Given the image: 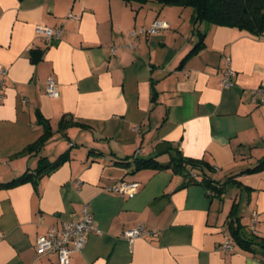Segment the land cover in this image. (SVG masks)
Returning a JSON list of instances; mask_svg holds the SVG:
<instances>
[{"label":"crops","instance_id":"obj_1","mask_svg":"<svg viewBox=\"0 0 264 264\" xmlns=\"http://www.w3.org/2000/svg\"><path fill=\"white\" fill-rule=\"evenodd\" d=\"M186 8L152 0H0V182L34 174L0 188V264H57L56 256L37 254V238L80 218L85 205L100 231L70 264H264L261 249H242L229 228L237 216L247 234L264 237V168L245 172L264 157V106L253 99L264 88V34L195 22ZM156 19L167 23L159 33L130 35ZM37 24L62 28L60 38L39 36ZM33 51L41 58L34 61ZM227 59L236 72L231 87L221 84ZM48 76L58 82V98L46 93ZM37 112L53 135L20 154L43 135ZM64 115L73 124L60 130ZM51 142L62 151L49 157L42 153ZM161 142L171 147L157 153ZM66 150L59 167L36 173ZM171 154L209 162L217 181L231 177L223 194L203 185L197 169L198 180L186 183L171 168L117 163L134 156L166 163ZM123 180L140 183L135 195L107 190ZM229 185L238 192L226 197ZM140 224L153 234L124 237ZM226 238L233 251L222 249Z\"/></svg>","mask_w":264,"mask_h":264},{"label":"trees","instance_id":"obj_2","mask_svg":"<svg viewBox=\"0 0 264 264\" xmlns=\"http://www.w3.org/2000/svg\"><path fill=\"white\" fill-rule=\"evenodd\" d=\"M126 3L139 2L146 3L151 0H124ZM160 5H177L191 7L195 22L206 21L209 24L237 27L246 30L256 35L264 34V0H152ZM41 58L40 51L32 52L34 61ZM37 122L42 126L43 135L33 144L26 147L20 154H27L32 151H37L42 148L47 140L53 135V130L50 121L37 112ZM72 118L64 115L59 122V129L64 130L72 125ZM81 125V124H79ZM84 127L83 125H81ZM170 151V150H169ZM69 158V150L60 154L55 161L41 162L40 167L36 169V173L41 176L48 174L59 167L65 160ZM117 163L128 167L133 165V170L138 171L144 168L151 169H168L171 168L174 172L181 173L186 178V183L196 182L198 179L192 175V170L197 169L200 172V182L205 185L211 192L216 195H222L225 190V185L231 177L225 181H217L210 175L215 171L214 167L205 160H194L180 154H171L170 160L166 163L160 162L156 156L153 157H138L134 156L132 160L126 158ZM264 168V157L260 159L253 167L247 168L245 172L253 173ZM34 174L26 172L22 176L8 182H0V188L11 187L19 183H23L32 179ZM237 217V216H236ZM235 216H232L230 221V232L233 239L244 250L254 251L259 247L264 256V237L258 236L255 233L247 234L244 226L241 223H235ZM238 218V217H237Z\"/></svg>","mask_w":264,"mask_h":264},{"label":"built area","instance_id":"obj_3","mask_svg":"<svg viewBox=\"0 0 264 264\" xmlns=\"http://www.w3.org/2000/svg\"><path fill=\"white\" fill-rule=\"evenodd\" d=\"M167 26V23L162 19H156L149 27L133 29L130 35L133 38L139 35L157 34ZM35 32L39 36L46 39H59L62 33V28H54L43 24H37L35 26ZM129 46H135L132 42ZM114 52V49H113ZM1 73L5 74L6 70H2ZM236 72L231 66V60L227 59V66L225 67L221 84L223 87H231L234 85V78ZM46 93L50 97L58 98L60 96V90L58 82L54 76H48L46 80ZM253 99L258 105L264 106V88L260 87L254 90ZM3 100V95L0 94V103ZM140 183L138 181H121L117 184L110 185L107 190L121 194L122 196H133L137 193ZM257 222L256 214L253 217V224ZM254 230V228H252ZM96 220L92 213L88 210V205H85L83 214L78 219L63 220L60 224L51 225L47 232L40 235L37 238L35 249L39 256H56L57 264H70L71 257L75 253H81L86 245L88 235L90 233L99 232ZM153 234L152 231L146 229L143 225H137L133 228L124 231V237L130 242H133L137 238H142ZM3 235H0L2 239ZM224 251H233L235 244L230 238H226L222 244Z\"/></svg>","mask_w":264,"mask_h":264},{"label":"rangeland","instance_id":"obj_4","mask_svg":"<svg viewBox=\"0 0 264 264\" xmlns=\"http://www.w3.org/2000/svg\"><path fill=\"white\" fill-rule=\"evenodd\" d=\"M187 10H192L191 8H186ZM74 138H75V136H74ZM81 140H82V138H80ZM60 141L61 142H64L63 140H61L60 139ZM51 144L53 145V142H51L49 145H48V149H45V151H43V153L42 154H45V155H49V157H52V153H56L55 151L57 150V154H59L62 150H58L59 148H57V146H56V148L55 149H53L52 147L53 146H51ZM65 144H66V142H65ZM67 145V144H66ZM55 147V146H54ZM52 148V149H51ZM64 149V148H63ZM59 151V152H58ZM223 175V174H222ZM221 175V176H222ZM238 189H236L235 187H234V185H229L228 187H227V195H226V197H229L230 195H236V193L238 192L237 191ZM237 191V192H236ZM233 194H232V193ZM251 224H253V221H252V223ZM245 231L247 232V229L245 228Z\"/></svg>","mask_w":264,"mask_h":264},{"label":"water","instance_id":"obj_5","mask_svg":"<svg viewBox=\"0 0 264 264\" xmlns=\"http://www.w3.org/2000/svg\"><path fill=\"white\" fill-rule=\"evenodd\" d=\"M171 144L168 142H161L156 146L157 153H161L162 151H165L167 148H170Z\"/></svg>","mask_w":264,"mask_h":264}]
</instances>
